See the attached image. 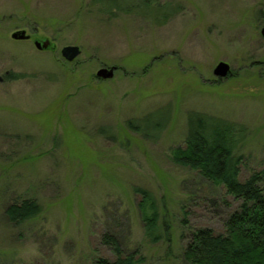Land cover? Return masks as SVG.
Segmentation results:
<instances>
[{"label": "rangeland", "instance_id": "rangeland-1", "mask_svg": "<svg viewBox=\"0 0 264 264\" xmlns=\"http://www.w3.org/2000/svg\"><path fill=\"white\" fill-rule=\"evenodd\" d=\"M149 2L117 0L129 13L109 16L97 0H0V264L112 260L106 232L140 264H183L191 232L223 233L239 203L168 159L190 111L243 124L241 176L264 175V0ZM156 3L173 12L164 23L168 9L156 13ZM21 30L30 39L11 38ZM34 37L55 50L38 51ZM68 45L80 49L71 63L60 55ZM219 62L230 78L213 74ZM100 67L118 70L100 80ZM167 107L171 120L154 142L124 125L153 111L162 122L155 110ZM135 186L165 205L170 241L145 237ZM26 198L41 213L9 224L6 205Z\"/></svg>", "mask_w": 264, "mask_h": 264}, {"label": "trees", "instance_id": "trees-1", "mask_svg": "<svg viewBox=\"0 0 264 264\" xmlns=\"http://www.w3.org/2000/svg\"><path fill=\"white\" fill-rule=\"evenodd\" d=\"M142 1L144 5L152 6L149 0ZM97 2L102 4L101 11L109 16L113 15V10L129 13V10L117 5V0ZM163 8H167L168 13L159 23H164L173 14L168 5H153L156 13ZM158 20L156 17V22ZM232 75L230 72L226 78ZM22 78L20 74L6 76V79L11 80ZM165 109L155 110L163 112L162 122L152 121L153 111L138 118L127 119L124 125L144 140L154 142L171 120L170 109ZM217 117L197 111L188 112L183 146L170 149L168 159L174 166L194 171L209 184L221 187L226 195L239 204L228 215L223 233H216L209 228L191 232L182 251V261L183 264H264V175L263 172H251L247 177L241 176L243 157L237 152L247 137V128L235 121ZM99 134L115 139L109 127L99 128ZM133 192L139 196L137 207L145 237L152 243L170 241V223L164 214L165 205L147 189L135 186ZM40 213V204L29 198L12 201L4 209L7 222L14 226ZM100 243L110 249L114 258H99L94 264L143 262L138 252L128 251L114 234L103 233Z\"/></svg>", "mask_w": 264, "mask_h": 264}, {"label": "water", "instance_id": "water-1", "mask_svg": "<svg viewBox=\"0 0 264 264\" xmlns=\"http://www.w3.org/2000/svg\"><path fill=\"white\" fill-rule=\"evenodd\" d=\"M260 34L264 38V27L260 30ZM11 38L14 40H27L30 37L26 35V32L24 30H21L12 33ZM33 45L39 51L55 50L53 43L49 42L48 40L34 39ZM60 55L65 61L72 62L80 55V49L78 46L68 45L60 50ZM115 70L116 67H109V68L101 67L96 72L95 77L100 80L111 79L114 75ZM229 73H230L229 65L225 62H219L213 70V74L216 77H220V78H226L229 75ZM0 81H2L1 78Z\"/></svg>", "mask_w": 264, "mask_h": 264}, {"label": "flooded vegetation", "instance_id": "flooded-vegetation-1", "mask_svg": "<svg viewBox=\"0 0 264 264\" xmlns=\"http://www.w3.org/2000/svg\"><path fill=\"white\" fill-rule=\"evenodd\" d=\"M110 1H112V0H110ZM34 39H40V38H38V37H34ZM41 40H46V39H41ZM49 41V40H48ZM50 42V41H49ZM106 68H109V67H106ZM118 70V68H116V70H115V72Z\"/></svg>", "mask_w": 264, "mask_h": 264}]
</instances>
